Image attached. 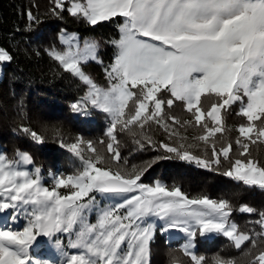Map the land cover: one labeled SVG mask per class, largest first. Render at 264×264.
<instances>
[{
	"label": "snow or ice",
	"instance_id": "snow-or-ice-1",
	"mask_svg": "<svg viewBox=\"0 0 264 264\" xmlns=\"http://www.w3.org/2000/svg\"><path fill=\"white\" fill-rule=\"evenodd\" d=\"M51 5L49 12L58 19L67 12L91 26L117 24L118 36L107 41L115 50L107 65L100 41L81 40L63 29L58 34L63 48L46 50L86 86L71 105L73 112L87 115L91 106L109 117L108 139L99 141L106 153L82 137L67 144L60 140L81 167L56 175L48 187L39 167L21 168L33 163L29 153L0 152V213H10L13 223L21 215L26 220L20 229L0 228V264H53L32 254L40 237L54 244L60 264H150L157 227L187 237L181 251L189 264H264V211L142 181L155 164L178 160L264 190V159L251 150L264 145V0H51ZM26 16L39 23L31 10ZM13 59L0 47V65ZM90 61L103 67L106 86L84 71ZM177 103L186 118L171 114ZM229 110L241 118L237 126L227 125ZM153 126L168 140L156 141ZM18 130L44 143L30 127L21 124ZM121 132L140 150L151 147L158 154L128 166L121 160ZM97 194L117 202L98 204ZM235 211L255 214L252 227L242 230L232 220ZM198 235L227 238L243 259L198 255ZM169 257V264H183L174 253Z\"/></svg>",
	"mask_w": 264,
	"mask_h": 264
},
{
	"label": "trees",
	"instance_id": "trees-1",
	"mask_svg": "<svg viewBox=\"0 0 264 264\" xmlns=\"http://www.w3.org/2000/svg\"><path fill=\"white\" fill-rule=\"evenodd\" d=\"M51 0H0V47L10 51L14 59L3 66L0 79V152L13 157L17 150L31 155L33 163L28 171L39 167L42 182L51 187L53 177L58 174H73L81 167V161L59 141L66 144L74 142L78 137L93 144L106 153V146L99 141H107L106 132L109 117L99 109L89 107L88 114L73 112L71 105L86 92V86L70 73L64 72L48 55L50 46L61 47L58 33L61 29L75 30L85 36L100 37L104 42L101 51L102 60L107 65L112 61L114 48L108 40L118 36L115 22H102L96 26L87 24L82 19L63 13L64 19H58L49 12ZM31 10L39 18V23H30L26 13ZM100 70L104 73L103 67ZM235 107V106H234ZM168 111V110H166ZM172 115L186 118L187 113L177 103L171 110ZM228 126L234 127L241 122L233 110L225 116ZM24 124L44 136V143L37 144L28 136L19 132ZM154 139L167 141L162 130L153 126ZM236 133H231L234 140ZM122 162L128 166L140 165L151 160L158 151L146 147L140 150L130 134H118ZM254 155L264 159V145H253ZM202 154V153H199ZM85 156L91 155L87 151ZM224 168L227 167L225 163ZM53 172V176L49 173ZM145 184L152 185L162 181L169 187L180 186L190 196L207 195L212 199L227 198L234 207L247 204L259 211H264V190L250 188L217 172L208 171L195 163L178 160H166L155 164L142 177ZM63 191V189L61 190ZM98 204L113 202L97 194ZM96 213L89 214L94 222ZM255 214L248 215L235 211L232 220L242 230L252 227L249 221L255 220ZM26 223L21 216L20 224L13 223L10 213L6 215L3 227H20ZM159 226V224H157ZM68 237H63L67 244ZM195 252L205 255L209 260L216 254L225 258L243 259L227 238L214 235L212 238L196 239ZM185 238H171L168 233H161L159 227L151 244L150 264H169V254L174 253L183 264H189V258L181 251ZM45 241L35 244L32 249L34 257L50 260L52 254L44 245Z\"/></svg>",
	"mask_w": 264,
	"mask_h": 264
},
{
	"label": "rangeland",
	"instance_id": "rangeland-1",
	"mask_svg": "<svg viewBox=\"0 0 264 264\" xmlns=\"http://www.w3.org/2000/svg\"><path fill=\"white\" fill-rule=\"evenodd\" d=\"M62 30V29H61ZM60 30V31H61ZM63 30H66V29H63ZM60 31H59V33H60ZM68 33H75V34H77L80 38H81V40H83V39H95V40H98V41H100L101 42V47H100V50H99V55H100V58L102 59V56H101V51L103 50V48L105 47L104 46V42H103V40L100 38V37H93V36H85V35H83V34H81L80 32H78V31H75V30H66ZM58 33V34H59ZM60 43V42H59ZM61 45V44H60ZM57 48H63V45L61 46V47H57ZM3 66H4V64L3 65H0V79H1V76H2V73H3ZM100 67H101V65L99 64V63H97V62H95V61H90V62H88L86 65H84V71L87 73V74H89L94 80H95V82L97 83V84H99V85H101V86H106V84H107V81H106V79H105V74L100 70ZM87 90V89H86ZM89 107H91V106H89ZM28 167H29V165H21V168L23 169V170H28ZM162 182V181H161ZM104 197V196H103ZM104 198H106V199H108L109 201H111V202H113V203H115V202H117L116 200H113V199H111V198H109V197H104ZM6 215L7 214H5V213H0V225L1 226H3V225H5V222H6ZM22 216V215H21ZM153 219H155V218H153ZM20 220H21V217H20V219L18 220V221H16V224H20ZM156 222V224H159L160 222L157 220V221H155ZM13 228H17V229H20V228H22V226H20V227H13ZM168 235L171 237V238H185V241H184V243L187 241V237L183 234V233H180V232H178V231H175V230H173V231H171V232H169L168 233ZM214 235H211V236H209V237H206V238H212ZM198 237L199 238H205V237H200L199 235L195 238V246H196V242H197V240L196 239H198ZM45 241V243H44V245L46 246V248L50 251V253L53 255L52 256V258L49 260V261H51V262H53V264H60V262L62 261V256L60 255V253L58 252V250L55 248V246H54V244L51 242V241H49L47 238H44V237H40V238H38V242L37 243H39L40 241ZM36 243V244H37ZM35 245V244H34ZM69 251H71V249H68Z\"/></svg>",
	"mask_w": 264,
	"mask_h": 264
},
{
	"label": "built area",
	"instance_id": "built-area-1",
	"mask_svg": "<svg viewBox=\"0 0 264 264\" xmlns=\"http://www.w3.org/2000/svg\"><path fill=\"white\" fill-rule=\"evenodd\" d=\"M49 175H50V176H53V172H50Z\"/></svg>",
	"mask_w": 264,
	"mask_h": 264
}]
</instances>
